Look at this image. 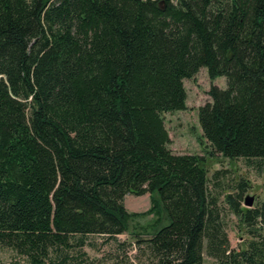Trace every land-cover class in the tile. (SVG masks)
I'll return each instance as SVG.
<instances>
[{
  "label": "trees",
  "instance_id": "1",
  "mask_svg": "<svg viewBox=\"0 0 264 264\" xmlns=\"http://www.w3.org/2000/svg\"><path fill=\"white\" fill-rule=\"evenodd\" d=\"M201 67L227 78L199 107L204 138L256 165L264 0H0V246L29 264H92L67 252L77 235L116 239L152 214L154 233H135L146 264H204V251L264 264V201L242 207L244 181L227 195L252 236L233 248L206 154L169 146L164 113L186 108L184 79ZM146 193L149 209L126 208Z\"/></svg>",
  "mask_w": 264,
  "mask_h": 264
},
{
  "label": "rangeland",
  "instance_id": "2",
  "mask_svg": "<svg viewBox=\"0 0 264 264\" xmlns=\"http://www.w3.org/2000/svg\"><path fill=\"white\" fill-rule=\"evenodd\" d=\"M220 88L227 87V78L218 76L211 79L206 67H201L199 72L192 78L184 79L187 90L186 108L164 113L165 124L169 131V146L174 152L178 153H200L206 154L208 169L209 191L212 196L217 198L218 210L221 220L229 236L231 246L236 249H244L247 242L251 239V233L241 222L239 217L233 212L226 197L228 194L234 196L240 191L238 185L244 181L247 183L242 194L241 205H245V198L252 196L255 208L264 201V158H258L255 163L248 162L245 158H228L220 153L214 152L211 145L203 136V130L199 121V107L212 100L209 90L211 85ZM212 151V153L210 152ZM259 169H258V168ZM219 174L216 176V173ZM126 208L130 212H141L150 208L151 195L127 194L124 199ZM156 219L154 215H146L131 219L128 230L110 239L101 234H88L83 237L85 242L79 245L80 236L77 235L74 245L67 249L71 256H82L92 264H146L147 254L137 248L135 233L141 231V236L146 238L156 230L151 224ZM166 213H162V222L157 229L167 224ZM142 226H147L142 231ZM261 230L264 234V224ZM155 227V228H154ZM76 242V243H75ZM29 264L26 259L17 255L14 249L0 246V264ZM204 264H218L217 261L204 251Z\"/></svg>",
  "mask_w": 264,
  "mask_h": 264
},
{
  "label": "water",
  "instance_id": "3",
  "mask_svg": "<svg viewBox=\"0 0 264 264\" xmlns=\"http://www.w3.org/2000/svg\"><path fill=\"white\" fill-rule=\"evenodd\" d=\"M253 204H254V198L252 196H247L245 198V205L250 208L253 206Z\"/></svg>",
  "mask_w": 264,
  "mask_h": 264
}]
</instances>
